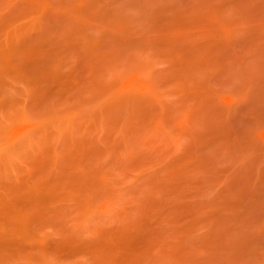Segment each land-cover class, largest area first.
<instances>
[{
	"label": "rangeland",
	"instance_id": "rangeland-1",
	"mask_svg": "<svg viewBox=\"0 0 264 264\" xmlns=\"http://www.w3.org/2000/svg\"><path fill=\"white\" fill-rule=\"evenodd\" d=\"M0 264H264V0H0Z\"/></svg>",
	"mask_w": 264,
	"mask_h": 264
}]
</instances>
